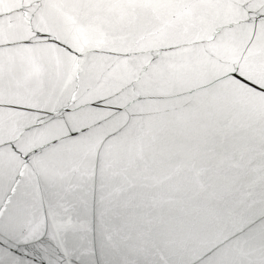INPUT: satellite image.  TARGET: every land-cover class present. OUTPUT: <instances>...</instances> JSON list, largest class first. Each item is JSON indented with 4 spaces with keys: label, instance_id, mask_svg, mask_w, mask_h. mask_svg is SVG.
I'll return each instance as SVG.
<instances>
[{
    "label": "snow or ice",
    "instance_id": "snow-or-ice-1",
    "mask_svg": "<svg viewBox=\"0 0 264 264\" xmlns=\"http://www.w3.org/2000/svg\"><path fill=\"white\" fill-rule=\"evenodd\" d=\"M20 6L0 19V264H264V139L243 135L264 126V0Z\"/></svg>",
    "mask_w": 264,
    "mask_h": 264
},
{
    "label": "water",
    "instance_id": "water-1",
    "mask_svg": "<svg viewBox=\"0 0 264 264\" xmlns=\"http://www.w3.org/2000/svg\"><path fill=\"white\" fill-rule=\"evenodd\" d=\"M22 0H0V19H3L5 25L8 24L9 18L13 22L22 19L21 8ZM243 135L246 138L247 146L246 152L248 155H256L255 149L260 144L261 140L264 139V126L256 119L252 118L247 121L245 131ZM121 179L116 178L115 184L119 186Z\"/></svg>",
    "mask_w": 264,
    "mask_h": 264
}]
</instances>
